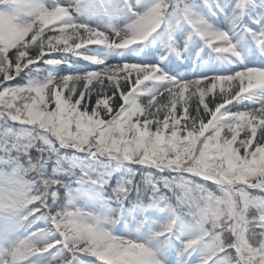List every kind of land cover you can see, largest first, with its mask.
<instances>
[{"label": "snow or ice", "instance_id": "1", "mask_svg": "<svg viewBox=\"0 0 264 264\" xmlns=\"http://www.w3.org/2000/svg\"><path fill=\"white\" fill-rule=\"evenodd\" d=\"M256 192L264 0H0V264H264Z\"/></svg>", "mask_w": 264, "mask_h": 264}, {"label": "trees", "instance_id": "2", "mask_svg": "<svg viewBox=\"0 0 264 264\" xmlns=\"http://www.w3.org/2000/svg\"><path fill=\"white\" fill-rule=\"evenodd\" d=\"M255 194L256 195H264V193H259V192H256Z\"/></svg>", "mask_w": 264, "mask_h": 264}, {"label": "rangeland", "instance_id": "3", "mask_svg": "<svg viewBox=\"0 0 264 264\" xmlns=\"http://www.w3.org/2000/svg\"><path fill=\"white\" fill-rule=\"evenodd\" d=\"M67 71V70H66Z\"/></svg>", "mask_w": 264, "mask_h": 264}]
</instances>
